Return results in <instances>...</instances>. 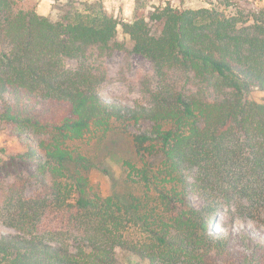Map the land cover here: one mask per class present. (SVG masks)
<instances>
[{
  "label": "trees",
  "instance_id": "16d2710c",
  "mask_svg": "<svg viewBox=\"0 0 264 264\" xmlns=\"http://www.w3.org/2000/svg\"><path fill=\"white\" fill-rule=\"evenodd\" d=\"M224 2L121 22L97 2L54 21L0 0V131L44 135L0 157V220L17 231L0 234V264H121L119 249L145 264H264L252 231L212 230L226 207L264 222V103L248 96L264 90V12ZM120 25L154 65L149 103L105 100L106 71L88 62L124 48ZM143 121L139 161L125 162L140 191L102 194L74 143Z\"/></svg>",
  "mask_w": 264,
  "mask_h": 264
},
{
  "label": "rangeland",
  "instance_id": "374dc122",
  "mask_svg": "<svg viewBox=\"0 0 264 264\" xmlns=\"http://www.w3.org/2000/svg\"><path fill=\"white\" fill-rule=\"evenodd\" d=\"M16 5L26 10H36L39 14L50 17L54 21L61 20L63 15L72 8H83L86 3H102L105 8L117 17L121 22L132 21L137 8L146 15L154 11L158 6L170 4L180 9L208 7V0H14ZM217 4L222 1L220 8H227L224 4L226 0H214ZM232 6L229 8H239L244 12V19L250 20L253 14L259 15L264 12V0H229ZM219 2V3H218ZM251 23V22H250ZM156 31V26H151ZM117 40L124 45L123 49H118L111 55L104 58H97L90 55L88 60L94 66L101 67L106 71V77L99 87L101 96L107 101H122L127 105L150 102V90L154 89L158 82L152 61L142 54L133 50V41L124 32L123 26H119ZM71 67L76 66V60H67ZM184 80V78H183ZM249 98L264 103V90L253 88L249 93ZM151 122L143 121L132 124L130 129L117 122L113 129L101 139H87L74 143L75 150L83 153L92 165L90 177L92 184L97 187L102 194L112 195L130 191H140L127 180V168L125 162L130 160L138 162L136 147L133 143L132 133L149 129ZM26 138L18 137L14 134V126L6 124L0 131V157L8 158L9 155L24 153L29 150V143L37 149V143L44 135L26 130ZM191 198L195 205L202 207L204 200L192 194ZM221 210L212 230L215 232H225L229 228L235 230L248 229L264 242V222H257L253 219H245L234 216L230 210ZM17 231L8 224L0 220V234H16ZM118 258L121 264H145L124 250H118Z\"/></svg>",
  "mask_w": 264,
  "mask_h": 264
}]
</instances>
